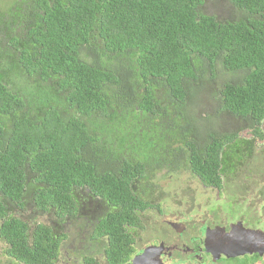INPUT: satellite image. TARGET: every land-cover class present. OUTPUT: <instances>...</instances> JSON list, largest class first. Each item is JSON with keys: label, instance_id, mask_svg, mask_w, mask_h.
Listing matches in <instances>:
<instances>
[{"label": "trees", "instance_id": "trees-1", "mask_svg": "<svg viewBox=\"0 0 264 264\" xmlns=\"http://www.w3.org/2000/svg\"><path fill=\"white\" fill-rule=\"evenodd\" d=\"M228 1L235 15L221 21L204 0H0L7 264H55L77 218L103 241L104 264H123L140 215L158 212L157 175L220 185L234 135L208 119L256 135L264 118V0ZM210 92L217 114L204 115ZM29 205L48 224L25 220Z\"/></svg>", "mask_w": 264, "mask_h": 264}, {"label": "flooded vegetation", "instance_id": "flooded-vegetation-1", "mask_svg": "<svg viewBox=\"0 0 264 264\" xmlns=\"http://www.w3.org/2000/svg\"><path fill=\"white\" fill-rule=\"evenodd\" d=\"M257 126L260 132L256 135L252 134L251 137L246 133L245 136L234 138L239 140H233L232 147H241V150L235 158L229 157L228 151H226L222 165L229 162L223 166L224 170H219V187L202 185L197 178L198 181L193 178L194 185L191 186L190 199L179 196L178 200L174 201L161 196V204L156 210L160 216L161 225L152 228L154 231H159L156 242H154V237L151 238V235L146 234L149 227L145 223H143L146 225L145 227L134 228L133 230L137 234H134L132 251L123 264H131L134 257L143 254L148 248H153L152 252L157 257L154 256L155 263L159 261L160 264H264L262 248L257 250L259 252L242 255L240 252H222L221 247L213 246L207 242L219 232L222 233V236L229 235L231 226L235 224H241L244 229L258 230L264 233V196L257 206H249L246 203V195L242 193L239 196L235 195L236 203L239 204L238 215L229 220L224 219L221 211L217 208L219 201H225L229 194H233L231 191L229 192L227 181L230 167H239L242 177L249 176L253 171L252 165H256L258 161L260 170L264 173V118ZM262 187L264 190V185ZM219 192H221L220 195ZM89 207L91 206L88 205ZM153 212L154 210L151 213L153 214ZM36 223L48 224L45 218L44 221ZM138 230L139 232H137ZM89 235L92 239L91 228ZM92 240L103 244L101 240ZM137 242L142 244V247L137 248L135 245ZM159 246L161 247L159 248ZM103 251L104 249L101 254L102 260L98 261L100 264L105 263ZM231 255H235V257ZM86 256L90 257L83 255L82 264H84ZM7 259L8 257L4 253L0 255V263L7 264Z\"/></svg>", "mask_w": 264, "mask_h": 264}, {"label": "rangeland", "instance_id": "rangeland-1", "mask_svg": "<svg viewBox=\"0 0 264 264\" xmlns=\"http://www.w3.org/2000/svg\"><path fill=\"white\" fill-rule=\"evenodd\" d=\"M5 3V2H4ZM202 13L206 15H211L217 18L218 20L224 21L234 17L235 9L231 6L228 0H204V4L201 7ZM211 92L209 95L203 94V102L201 104V108L205 111L204 115H214L217 114L215 110V104L212 100ZM201 111V112H203ZM202 120V119H199ZM198 121V120H196ZM209 122L213 124L215 130L214 132L218 133H229L234 131H239L238 126L241 123H236L234 118L229 115L220 113L219 115H215L214 119H208ZM205 127V128H204ZM204 133L210 129L208 125L204 126ZM202 129V130H203ZM201 130V129H200ZM242 132L240 136H245V134H249L251 137V133L249 129L241 130ZM236 151L230 149L228 151L229 157H234L236 155ZM253 171L249 174V176L242 177L241 171L239 167H230L227 176L229 192L231 191L233 194H229L225 201H219L217 204V208L221 211L224 219H232L238 215V207L239 204L236 203V196H239L241 193L247 196V204L257 206V204L261 201L264 196V173L260 170V166L258 161L256 165H252ZM155 179L151 182L154 183V188L151 190V196L154 191H156V187H160V190L163 192V195L170 200H178V197H184L185 199H190V194L192 193L193 181L194 177L190 174H187L182 170L178 175H173L172 177L168 174L166 175H157ZM191 176V177H189ZM194 178V179H193ZM141 185L137 186V189L144 197L147 199L149 195L145 193V188L141 189ZM146 187V185H143ZM91 207L88 208V210ZM87 210V211H88ZM141 220L148 225V230L146 231L147 235H151L150 237L154 239L156 242L159 231H154L152 228H156L160 226V216L158 213L154 212H145L141 215ZM22 217L25 220L29 221H44V218L37 212V210L33 207V205H29L27 210L23 212ZM146 225L141 224L140 226L145 227ZM65 232L67 234L66 240H64L61 244V252L58 258L57 264H82L81 258L83 255H89L96 261H101V254L103 250V244L98 243L95 240L90 239V228L87 220L83 218L72 219L68 221L65 227ZM139 232V230L137 231ZM136 247H142V244L138 242L135 243ZM2 249V244L0 243V251ZM80 254H82L80 256ZM79 255L80 257H76ZM3 264V263H0Z\"/></svg>", "mask_w": 264, "mask_h": 264}, {"label": "water", "instance_id": "water-1", "mask_svg": "<svg viewBox=\"0 0 264 264\" xmlns=\"http://www.w3.org/2000/svg\"><path fill=\"white\" fill-rule=\"evenodd\" d=\"M207 242L213 246L221 247L222 252H240L243 255L245 253L259 252L257 250L260 248L264 250V233L258 230L244 229L241 224H235L231 226L229 235L222 236V233L219 232L214 234L213 239ZM207 242L206 244L208 245ZM159 248L157 249L159 250ZM152 250L153 248L146 249L143 254L134 257L131 264H160L159 261L155 263V253ZM208 252L211 251L208 250ZM231 256L235 257V255Z\"/></svg>", "mask_w": 264, "mask_h": 264}, {"label": "clouds", "instance_id": "clouds-1", "mask_svg": "<svg viewBox=\"0 0 264 264\" xmlns=\"http://www.w3.org/2000/svg\"><path fill=\"white\" fill-rule=\"evenodd\" d=\"M241 130H239V131H234V132H229V133H232V135H234V138L235 137H237V136H239L240 137V134H241V132H240ZM249 132L251 133V135L253 134V132H251V130L249 129ZM233 138V140H239L238 138H236V139H234ZM233 142V141H232ZM231 142V143H232ZM230 149H233L234 151H236L237 153H236V155L240 152V150H241V147H238V148H235V147H232V145L230 144V146L228 147V149L226 150V151H229ZM236 155L234 156V157H231V158H235L236 157ZM229 161H227L226 163H224L223 164V166L225 165V164H227ZM217 187H219V186H217ZM220 193L221 192H219V195H220Z\"/></svg>", "mask_w": 264, "mask_h": 264}]
</instances>
